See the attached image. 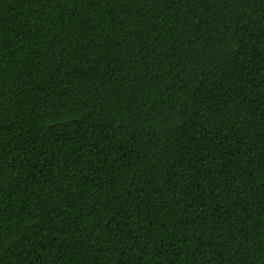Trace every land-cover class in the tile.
<instances>
[{
    "label": "trees",
    "instance_id": "1",
    "mask_svg": "<svg viewBox=\"0 0 264 264\" xmlns=\"http://www.w3.org/2000/svg\"><path fill=\"white\" fill-rule=\"evenodd\" d=\"M0 264H264V0H0Z\"/></svg>",
    "mask_w": 264,
    "mask_h": 264
}]
</instances>
